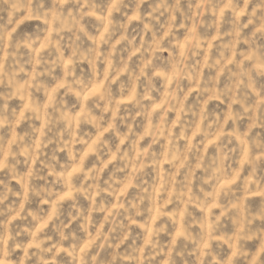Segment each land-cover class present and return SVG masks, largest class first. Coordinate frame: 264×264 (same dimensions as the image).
Wrapping results in <instances>:
<instances>
[{
  "label": "clouds",
  "instance_id": "obj_1",
  "mask_svg": "<svg viewBox=\"0 0 264 264\" xmlns=\"http://www.w3.org/2000/svg\"><path fill=\"white\" fill-rule=\"evenodd\" d=\"M0 264H264V0H0Z\"/></svg>",
  "mask_w": 264,
  "mask_h": 264
}]
</instances>
